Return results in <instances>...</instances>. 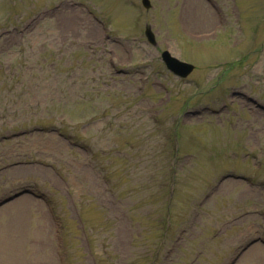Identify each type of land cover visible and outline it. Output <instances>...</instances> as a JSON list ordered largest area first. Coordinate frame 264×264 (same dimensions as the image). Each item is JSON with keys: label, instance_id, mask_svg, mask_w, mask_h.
Here are the masks:
<instances>
[{"label": "rangeland", "instance_id": "374dc122", "mask_svg": "<svg viewBox=\"0 0 264 264\" xmlns=\"http://www.w3.org/2000/svg\"><path fill=\"white\" fill-rule=\"evenodd\" d=\"M151 3L0 0V264H264V0Z\"/></svg>", "mask_w": 264, "mask_h": 264}, {"label": "water", "instance_id": "95a60500", "mask_svg": "<svg viewBox=\"0 0 264 264\" xmlns=\"http://www.w3.org/2000/svg\"><path fill=\"white\" fill-rule=\"evenodd\" d=\"M143 4L147 8H149L151 5L150 0H143ZM146 33L147 36L149 37V40L153 44H156L155 36L151 28H148ZM162 58L165 61L168 68L181 77H187L194 70V65L181 61L180 59L171 55L169 51H164L162 54Z\"/></svg>", "mask_w": 264, "mask_h": 264}, {"label": "trees", "instance_id": "16d2710c", "mask_svg": "<svg viewBox=\"0 0 264 264\" xmlns=\"http://www.w3.org/2000/svg\"><path fill=\"white\" fill-rule=\"evenodd\" d=\"M174 152H177L176 150H174ZM170 168L172 169V176H171V182H173L174 183V181L176 180V176L174 175L175 174V172H176V164H175V162H174V160H172L171 161V163H170ZM165 228H168V226L167 227H165Z\"/></svg>", "mask_w": 264, "mask_h": 264}]
</instances>
